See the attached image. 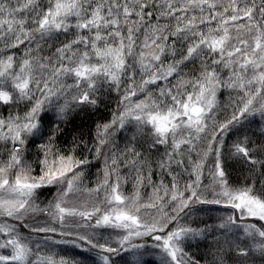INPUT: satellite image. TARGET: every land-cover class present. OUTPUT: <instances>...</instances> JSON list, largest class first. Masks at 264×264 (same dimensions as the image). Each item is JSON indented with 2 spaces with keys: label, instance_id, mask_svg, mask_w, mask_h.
I'll return each mask as SVG.
<instances>
[{
  "label": "snow or ice",
  "instance_id": "6c2138e0",
  "mask_svg": "<svg viewBox=\"0 0 264 264\" xmlns=\"http://www.w3.org/2000/svg\"><path fill=\"white\" fill-rule=\"evenodd\" d=\"M113 95L110 119L60 140ZM256 117L264 0H0V264H79L55 249L83 244L100 264H148L149 247L201 264L186 249L209 235L207 264H264V145L226 147Z\"/></svg>",
  "mask_w": 264,
  "mask_h": 264
},
{
  "label": "rangeland",
  "instance_id": "374dc122",
  "mask_svg": "<svg viewBox=\"0 0 264 264\" xmlns=\"http://www.w3.org/2000/svg\"><path fill=\"white\" fill-rule=\"evenodd\" d=\"M227 96V95H226ZM262 124H264V122H261L259 120V117L255 118V122H253L250 125H246L243 129H240L238 132L234 131L228 138H227V148H230L232 143L237 140V139H242L239 138V134L241 132V134H243V130H246L248 128H253L256 130L261 129ZM134 133V129L129 128L127 131L122 132L120 139H125L127 142V139H130L132 137ZM245 135V134H244ZM127 138V139H126ZM99 167V165H98ZM96 168H91L89 170V172L87 173L86 179L84 181L85 186H91L94 187L95 183H96V172L97 169ZM127 192L126 194H131V192L133 191L132 186L131 185H127ZM47 190H45L44 192H46ZM55 192V189L52 190V194L51 197L47 198L45 197V199H43L41 197V200L44 201L45 204H47L48 200L52 198L53 193ZM151 192V188H148L146 190L145 193V198H147V193ZM82 203V201H81ZM43 206V205H42ZM221 211H224L223 209H220L219 211L214 210L210 215L212 217L211 220H209V214L208 213H198L196 214V216L192 217L191 219L194 221L193 224H199L200 221H205L209 224H216L219 223V221L216 219V217L220 214ZM195 227V226H194ZM111 232V230H109L108 232H104L103 235L107 238L109 236V233ZM216 235H219V233H217ZM59 238V237H56ZM115 239L116 236L113 233L112 234V240H113V246L115 247ZM207 239L209 240V242L215 240V235H209L207 237ZM221 239H223V237H221ZM103 242V241H101ZM136 242H140V243H147V244H151L152 241L150 240L149 237H144V238H136ZM55 251L59 254L57 258H64L66 260H69L70 262L73 261H79V264H100L97 254H96V250H88V246L86 244H83L82 247L80 248H76L73 245H58L55 249ZM141 252H144V259L145 261L148 262V264H160V252L159 250H153L150 247L147 249H141ZM186 251H188L191 255L194 256V258L200 259L199 256L202 257V254L200 252H198V250H194L193 248H189L186 249ZM111 259L113 261V264H125V261L128 259V256L125 255L123 252L119 253V254H115L111 256ZM201 264H207V262H202V258L200 259ZM258 264H260L259 261H257Z\"/></svg>",
  "mask_w": 264,
  "mask_h": 264
},
{
  "label": "trees",
  "instance_id": "16d2710c",
  "mask_svg": "<svg viewBox=\"0 0 264 264\" xmlns=\"http://www.w3.org/2000/svg\"><path fill=\"white\" fill-rule=\"evenodd\" d=\"M226 95L227 92H225V96L221 97V99L226 98ZM115 104L116 98L113 95L111 97L106 98L104 104H102L99 110L91 116H84L83 114L76 116L72 123L66 126L65 133L63 136H61L60 140L70 143L71 135L73 134L74 129L78 131L81 127H83L85 130H93L96 122L110 119V113L115 107ZM47 127H51V124L47 125ZM242 132L243 134H241L240 132V134L238 135L239 138L248 136L252 141H255L257 145H264V135H261V132L259 130L248 128L246 130H243ZM118 142L121 149L124 148L125 144L127 143L125 139H119ZM261 158H264V156H262ZM96 167H98V165H96L94 168ZM231 170L232 179L234 182L237 183L242 182L244 176L247 174L246 171L242 169L239 163H233ZM129 185L132 186L131 183H129ZM51 194L52 191L42 192L41 197L43 199H45V197L49 198L51 197ZM197 225L199 227L204 226L203 223H199ZM197 225L193 224V226ZM213 241L209 242V240L206 239L200 244V247L198 249L194 247V250H198V252L202 254V257L199 256L200 259L202 258V262H208L212 259V253L216 250V245L213 243ZM229 264H232V262L230 261Z\"/></svg>",
  "mask_w": 264,
  "mask_h": 264
}]
</instances>
